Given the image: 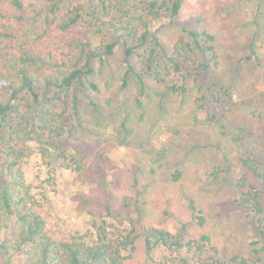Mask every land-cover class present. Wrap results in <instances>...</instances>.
Wrapping results in <instances>:
<instances>
[{
	"label": "trees",
	"instance_id": "1",
	"mask_svg": "<svg viewBox=\"0 0 264 264\" xmlns=\"http://www.w3.org/2000/svg\"><path fill=\"white\" fill-rule=\"evenodd\" d=\"M249 2L236 0L232 9L241 12ZM181 5L182 0H0V118L6 130L0 133V250L5 255H24L28 264H128L136 240L143 237L149 255L160 246L168 254L142 264L220 263V249L210 235L191 237L185 224L174 232L153 226L137 228L128 218L126 202L127 226L109 222L113 214L106 205L91 211L93 233L68 238L50 234L46 220L34 208L35 200L21 170L28 157L38 153L51 168L61 166L76 173L84 167L57 139L65 133V114L72 100L76 107L78 89L87 86L99 91L90 56L83 60L80 52L90 46L84 37L101 35L107 28L132 40L125 45L126 68L121 81L122 87L131 79L137 83L129 106L131 116L126 113L121 118L119 133L127 138L133 131L129 126L133 114L142 120L152 106L166 126L173 128V136L187 126L185 132L191 138L180 150L185 156L192 151L200 155L220 149L222 159L207 165L199 178L213 186L223 183L227 175L225 181L237 190L239 203L253 213L261 237L259 247L250 248L251 254H231L222 264H264V113L245 100L243 107L233 101V90L244 71L239 65L230 71L222 67L217 37L209 27H182L184 35L170 49H161L150 27L162 11L172 23ZM254 5L256 10L247 24L250 52L245 59L247 70L256 67V78L261 81L264 0H256ZM142 46V65L136 68L131 59ZM113 47L114 43L102 42L92 55H112ZM49 90L50 95L46 94ZM200 109L205 113L203 120L197 114ZM239 110L244 118L259 121L256 130L249 129L247 120L243 124L230 119L228 113ZM233 145L241 153V175L230 173L227 152ZM166 152L159 151L151 160L150 172L164 167ZM180 166L177 161L170 175L173 182L182 179ZM134 183H138L136 178ZM197 219L203 225V216Z\"/></svg>",
	"mask_w": 264,
	"mask_h": 264
},
{
	"label": "rangeland",
	"instance_id": "2",
	"mask_svg": "<svg viewBox=\"0 0 264 264\" xmlns=\"http://www.w3.org/2000/svg\"><path fill=\"white\" fill-rule=\"evenodd\" d=\"M235 1L182 0L180 11L172 23L167 13L162 11L161 18L152 23L150 30L158 38L161 49L166 51L184 35L182 27H209L217 37L222 67L230 71L239 65L244 71L233 90V101L243 107L242 101L245 100L264 113V80L256 78V67L247 70L245 59L250 52L247 24L256 10V0H251L252 3L249 2L241 12L232 9ZM84 38L90 41V46L80 50V56L83 60L90 56L89 63L94 69L93 78L99 91L95 92L87 86L78 89L76 107L72 100L65 114V133L57 139L61 148L77 157L84 167L78 173L61 166L51 168L53 166L46 165L38 153H33L21 164L25 184H29V194L35 200L34 208L46 220L47 231L58 238L87 231L93 233L91 211L96 212L106 205L110 206L113 214L107 220L127 226V211L123 210V202H126L130 212L128 218L137 228L153 226L174 232L185 224L191 237L210 235L220 249L219 264L234 253L251 254L250 248L259 247L261 237L255 229L253 213L239 203L237 190L225 181L228 176L225 175L223 183L213 186L199 178L207 165L222 159L220 149L200 155L192 151L185 156L180 150L181 144L183 146L191 138L185 132L187 126L180 128L181 134L173 136V128L166 126V120L147 105V100L149 111L142 120L133 114L129 120L133 131L123 138V134L119 133L121 118L126 113L131 116L129 106L137 85L131 79L128 86L122 87L121 81L126 68L125 45L131 44L132 40L107 28L101 35ZM102 42L114 43L113 54L93 56V49ZM143 48H136V54L131 59L136 68L142 65ZM46 94L50 95L51 91ZM183 113L185 117L187 110ZM197 114L200 119L205 118L203 110H197ZM228 115L236 123L244 124L247 120L252 132L259 126V121L252 117L244 118L241 110ZM0 133H6L1 118ZM232 147L234 149L227 152L230 173L241 175V153L235 149L237 146ZM161 150H167L162 160L164 167L153 174L149 165ZM177 161L181 164L183 176L173 182L170 175ZM135 178L138 180L136 184ZM198 216H203V225L198 223ZM255 241L259 243L255 244ZM167 254L168 251L160 246L149 255L143 237H139L133 256L127 263H147L151 257L159 259ZM7 263L28 264L24 255L8 257L0 250V264Z\"/></svg>",
	"mask_w": 264,
	"mask_h": 264
}]
</instances>
